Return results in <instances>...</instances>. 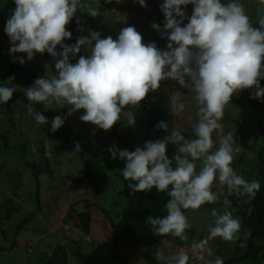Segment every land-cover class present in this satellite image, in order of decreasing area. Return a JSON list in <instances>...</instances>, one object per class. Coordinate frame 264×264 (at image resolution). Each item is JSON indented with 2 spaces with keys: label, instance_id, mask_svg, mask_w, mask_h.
Wrapping results in <instances>:
<instances>
[{
  "label": "clouds",
  "instance_id": "1",
  "mask_svg": "<svg viewBox=\"0 0 264 264\" xmlns=\"http://www.w3.org/2000/svg\"><path fill=\"white\" fill-rule=\"evenodd\" d=\"M13 3L15 8L4 27L12 45L10 55L25 53L31 61L35 54L47 52L54 58L55 74L38 78L24 89L28 112L37 126L48 124L49 120L35 111L34 104H44L46 109H52L53 104L60 108L67 104L71 106L68 115L83 109L81 121L108 131L122 117L128 125H134V114L124 111L125 106L138 107L150 91L160 88L162 81H175L190 91L197 106L191 138L173 130L163 139L146 141L134 151L119 150L115 145L108 151L112 159L125 162L121 174L133 193H149L155 188L167 194L166 214L149 215L145 220L154 236L164 238L162 244L169 242V236L187 240L186 230L192 225L185 212H197L203 205L221 202L223 197V211L211 209L208 234L202 239L194 238L192 253L201 260L205 259L204 254L213 256L209 242L216 238L239 241V247L245 248L250 233L244 232L241 240V219L229 210L228 197L250 205L261 184L257 179H245L232 167L241 147L233 133L224 134L221 121L225 107L240 90L252 88L255 92L250 98H264V88L260 86V80L264 79V17L254 27L239 0L227 3L164 0L159 6L164 16L163 28L156 23L151 27L162 38L166 37V50L159 49L154 42L144 44L134 26L122 28L116 39L101 38L99 32L90 30L88 37H77L75 44L69 46L63 43L72 35L66 25L84 7L82 0H13ZM138 3L147 6L145 0ZM189 4L193 5L190 18L181 7ZM259 5L264 6V0H259ZM87 14L96 17L98 10L89 6ZM117 21L126 23V16L120 15ZM57 45L62 51H56ZM81 46L90 55H81L76 63H70V54L74 57ZM15 59L21 65L25 63L23 58ZM12 79L9 77L8 81ZM14 92V87L0 85V104H7ZM181 97L182 93L176 92L169 99V108L177 116L185 109ZM64 122V117L56 115L50 131H57ZM156 128L168 132V123L160 121ZM214 132L219 141L213 151ZM168 145L175 147L171 157L167 154ZM51 147L45 144V155H51ZM31 151L36 153V146ZM72 152H81L79 142H75ZM248 156L255 158L254 153ZM217 182L218 193L213 191ZM251 212L249 207L247 214ZM156 255L166 259L167 264H190L188 252L165 257L158 249ZM206 264H224V260L215 256Z\"/></svg>",
  "mask_w": 264,
  "mask_h": 264
},
{
  "label": "rangeland",
  "instance_id": "2",
  "mask_svg": "<svg viewBox=\"0 0 264 264\" xmlns=\"http://www.w3.org/2000/svg\"><path fill=\"white\" fill-rule=\"evenodd\" d=\"M131 0H82L84 5L77 10L66 30L71 32V38L64 44H75L77 37H88L89 31H97L101 38L111 36L116 39L120 30L134 26L142 36V42H154L161 50H166L167 39L151 25L156 23L163 28L164 16L160 4L164 0H145L146 7ZM227 3L228 0H222ZM244 4L245 11L253 25L264 17V6L259 0H239ZM91 6L98 10L96 17L87 14ZM186 16L190 18L193 5L181 6ZM15 8L13 0H0V68L13 64L17 53H9L12 46L4 32L7 19ZM120 15L126 16V23L118 22ZM79 18L80 23H77ZM188 22L184 20V24ZM183 26V25H181ZM82 29V30H79ZM18 43V42H17ZM94 46V42H93ZM57 52L62 51L56 48ZM81 55L88 56L90 52L81 50L74 57L70 54V63L78 61ZM57 57L56 59H58ZM26 68L7 76L0 81L2 86L15 88V92H23L37 78H46L55 74L54 58L47 52L35 54L31 61H25ZM9 77H14L11 81ZM170 83L169 99L176 92L182 93L181 102L185 109L178 116L172 114L169 108L168 127L170 131L192 134V125L196 122L197 106L189 90H176L174 82ZM260 86L262 88L263 85ZM168 88V87H166ZM253 96L255 89H247ZM28 104L14 100L9 107L0 104V264H44L57 245L64 247L67 254L66 264H90L95 259H105L112 248V228L110 221L117 224L127 205L125 190L127 181L122 177L121 170L125 162L112 159L109 147L115 145L121 150V142L125 141L131 151L142 147L146 141H153L152 135L146 131V118L149 109L142 104L138 107L125 106L124 111H132L134 125H128L121 118L110 130L104 131L88 123L84 125L79 119L84 110H78L68 115L70 105L64 107L53 104L52 109L41 108L46 112L65 110L64 124L55 132L44 125L37 126L33 115H30ZM35 109V108H34ZM36 111V110H35ZM223 132L234 134V140L241 147L236 154L232 167L247 180L259 178V157L264 161V98H250L242 92L235 93L230 104L225 107V115L221 121ZM216 141L213 151L218 146L219 135L213 133ZM75 142L82 147V157L79 152H72ZM45 144L51 145V155H45ZM36 146V153L31 148ZM235 147V145H234ZM254 153L255 158L249 159L248 154ZM28 157H31L30 159ZM41 168L37 176L39 182L38 198H36V183L30 164ZM86 164V165H85ZM200 162L197 161V171ZM135 181H132L134 183ZM220 186L214 183L213 191L219 192ZM214 207L202 206L197 212L187 210L191 228L186 230L187 240L167 237L168 243H161L162 237H157L151 248H132L122 246L116 259L106 264H167L166 259H159L157 250L165 257L178 252H188L190 264H206L207 260L220 256L224 262L240 258L247 252H254L253 257L239 259L231 264H264V237L248 239L246 247L240 248L239 241L224 242L216 238L209 242L213 256L205 255L201 260L192 253L191 244L195 239L207 236V227L211 223V209L223 211L222 203ZM234 217L236 214L230 206ZM89 212L91 216L89 234L81 231L77 214ZM35 214V219L21 231L17 224L29 214ZM251 230L241 222V240L243 233ZM250 250V251H249ZM77 252L84 254L81 261Z\"/></svg>",
  "mask_w": 264,
  "mask_h": 264
},
{
  "label": "trees",
  "instance_id": "3",
  "mask_svg": "<svg viewBox=\"0 0 264 264\" xmlns=\"http://www.w3.org/2000/svg\"><path fill=\"white\" fill-rule=\"evenodd\" d=\"M137 1L131 0L127 7L128 9H132L130 3ZM254 27H258L253 25ZM58 49H61L60 45H57ZM17 57L27 60V56L25 53H17ZM77 61H75L76 63ZM262 65H264V61H262ZM25 63L21 65L17 60L10 65L4 66L0 68V81H4L8 75L12 73H16L20 70L25 69ZM261 85L264 87V79L260 80ZM168 87V88H166ZM174 87L176 90H183L184 88L180 87L176 82H174ZM169 92H170V83L168 80L162 81L160 88L157 91L149 92L145 99L140 102V104L144 105L149 109V113L146 118V131L152 135L153 141L157 139H163L168 133L171 131L168 127V132L157 129L156 125L160 121H166L168 123L169 111L167 108V103L169 100ZM240 92L247 94L249 97L252 95L247 91V89L240 90ZM14 100H19L23 104H29L26 96L23 92H14L12 99L7 103V107ZM34 108L36 111L41 112L46 119L49 120L48 124H45L47 128L50 129L51 120L56 115L63 116L65 110H53L51 112H46L41 108L40 104H34ZM82 123L84 125L88 124L86 122ZM186 138H191L192 134L182 133ZM81 147V146H80ZM128 149V144L125 141L121 142V150ZM175 152V147L173 145H168L167 154L169 157ZM82 157V147L81 152H79ZM86 165V164H85ZM30 167L33 172V176L35 177L36 183V198L37 203L39 202L38 198V190H39V182L37 180V176L41 173V168L37 165L30 164ZM259 178L261 180V187L259 192L257 193L255 199L251 202V204H243L239 202L235 197L229 196L228 199L231 201V206L233 207V211L241 219V222L245 227L251 230L249 235V239H254L257 237H264V161L261 157H259ZM136 183V182H134ZM124 194L127 197V205L124 209L121 219L117 224H114L110 221V225L112 228V248L111 252L107 255L105 259H95L92 260L90 264H106L107 261L116 259L118 257L119 250L122 246H130L132 248H151L156 242L158 236H154L150 231L149 226L145 224V220L149 215L152 216H163L165 215L164 205L168 200L166 193L157 192L155 188L152 189L151 192H135L132 190H125ZM223 197H221L222 203ZM203 206L214 207L213 204H206ZM251 207L252 212L251 215L247 214V209ZM77 218L81 224V231L84 234H89L90 231V223L91 216L89 212H81L77 214ZM35 219V214H29L24 217L20 223L17 224V231H21L23 226L29 225ZM250 251V250H249ZM255 255L254 252H247L242 255L240 258L231 259L224 264H231L232 262L239 259H247L249 257H253ZM78 258L83 261L85 256L81 252H77ZM67 263V254L63 246L57 245L52 254L45 260L44 264H66Z\"/></svg>",
  "mask_w": 264,
  "mask_h": 264
},
{
  "label": "water",
  "instance_id": "4",
  "mask_svg": "<svg viewBox=\"0 0 264 264\" xmlns=\"http://www.w3.org/2000/svg\"><path fill=\"white\" fill-rule=\"evenodd\" d=\"M38 79V78H37Z\"/></svg>",
  "mask_w": 264,
  "mask_h": 264
}]
</instances>
